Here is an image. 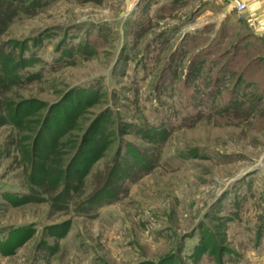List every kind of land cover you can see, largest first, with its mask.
<instances>
[{"label":"rangeland","instance_id":"374dc122","mask_svg":"<svg viewBox=\"0 0 264 264\" xmlns=\"http://www.w3.org/2000/svg\"><path fill=\"white\" fill-rule=\"evenodd\" d=\"M243 21L213 0H0L3 52L28 43L41 75L1 99L38 102L36 120L90 92L56 150L70 158L100 116L106 136L82 182L47 191L54 205H15L4 194L27 189L32 125L0 127V264H264V33ZM61 194L118 198L77 213Z\"/></svg>","mask_w":264,"mask_h":264},{"label":"trees","instance_id":"16d2710c","mask_svg":"<svg viewBox=\"0 0 264 264\" xmlns=\"http://www.w3.org/2000/svg\"><path fill=\"white\" fill-rule=\"evenodd\" d=\"M12 5V2H8V5L3 7L2 11L7 13V10H11L13 13L14 11L12 10ZM18 48L19 50L15 54L12 51L3 52V45L0 44V92H3L5 88L20 87L29 83V81L41 78V75L28 71L33 67V64L37 62L36 58L26 57V50L29 48L28 43L22 44ZM78 92L79 90H77V88L68 91L63 99L49 107L43 118L36 120L33 119L34 117L31 119L28 118L32 115L34 116V113L37 110L36 105L38 102L36 103V101L28 99H19V101L9 99L5 100L0 97V103H3V106L0 104V127L9 126L12 129H22L23 124L26 122H28L29 125H32V127L26 130V132L32 133L31 136L28 137V139H30V147L21 151L26 158L31 156V166L28 171L26 170L24 172L26 177L28 176L25 181L27 189L25 192L8 191L4 194L5 199L12 201L15 205L33 202H48L50 205H54L56 201L51 197L49 198L47 191H49V189L53 190V188L57 187L60 181L65 183V189L68 186V189H73L74 187H72V182H74V180L77 181L76 183L82 182L90 170V165L101 157L100 155L103 152L97 154L95 151L92 152L93 154H90V151H87V145L91 140L99 143L105 139V135L98 134V129L104 122V116L96 118L93 123L89 125L80 139V144L76 152L70 158L63 159V156L68 151L65 149L69 144L67 139L70 130L73 126H75L77 119L84 112V110H87L88 107L96 101L95 98L90 96L91 94L85 96V94L90 92ZM37 123H39L38 128L35 127ZM63 139L65 141L67 140V144L66 147H63L64 149L59 153L56 149L59 147V144H61V146L64 145ZM61 140L63 141L60 142ZM45 148L46 150L44 151L43 149ZM38 150L44 151L46 154H40ZM133 153V155L136 156L140 155L137 152ZM58 154L61 155L59 160L55 158ZM86 154H88V158L85 157ZM122 155V152L119 151L114 162L111 164V166H113L111 167L112 170H124L119 174L120 180H123L127 175L124 168L127 167V165L126 163L123 164ZM137 163L139 162H134V164ZM146 168H149V166ZM114 182L115 180L109 182L107 186H112ZM59 198H61L59 200L61 203L59 204L62 208H73L72 210L77 213H88L92 208L100 206L99 204L105 200L108 199V202H110V200L117 199L118 197L113 196L112 194H106L101 196L97 202H90L89 199H86L76 203L74 206L72 204V200L67 198V195L61 194ZM31 229L30 231L32 232ZM11 230H15V233L18 235L20 233H24V230H22L21 227H14ZM27 234H29V231ZM12 241L13 239L10 236L8 237V240L0 243H6V245L9 244V246L13 248L11 243ZM206 248L207 243L203 246L204 250Z\"/></svg>","mask_w":264,"mask_h":264},{"label":"crops","instance_id":"0c3cea01","mask_svg":"<svg viewBox=\"0 0 264 264\" xmlns=\"http://www.w3.org/2000/svg\"><path fill=\"white\" fill-rule=\"evenodd\" d=\"M244 4L243 11H236L238 4ZM229 9L240 14L241 18L255 31L264 33V0H226Z\"/></svg>","mask_w":264,"mask_h":264},{"label":"built area","instance_id":"2783aa9c","mask_svg":"<svg viewBox=\"0 0 264 264\" xmlns=\"http://www.w3.org/2000/svg\"><path fill=\"white\" fill-rule=\"evenodd\" d=\"M213 1H215L216 3H220V4H224L226 2V0H213ZM244 8H245V5L242 3L236 5V7H235L236 11H238V12L243 11Z\"/></svg>","mask_w":264,"mask_h":264}]
</instances>
